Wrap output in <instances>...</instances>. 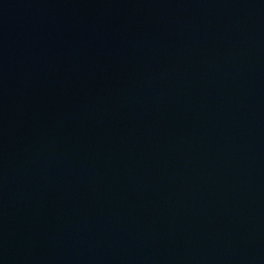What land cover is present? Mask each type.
Wrapping results in <instances>:
<instances>
[{"label":"water","instance_id":"95a60500","mask_svg":"<svg viewBox=\"0 0 264 264\" xmlns=\"http://www.w3.org/2000/svg\"><path fill=\"white\" fill-rule=\"evenodd\" d=\"M0 264H264V199L56 0H0Z\"/></svg>","mask_w":264,"mask_h":264}]
</instances>
